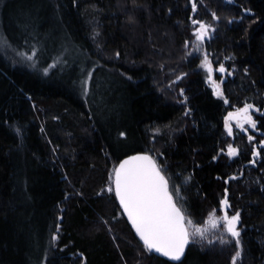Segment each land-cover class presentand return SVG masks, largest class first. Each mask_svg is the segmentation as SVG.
Masks as SVG:
<instances>
[{
	"label": "trees",
	"instance_id": "obj_1",
	"mask_svg": "<svg viewBox=\"0 0 264 264\" xmlns=\"http://www.w3.org/2000/svg\"><path fill=\"white\" fill-rule=\"evenodd\" d=\"M196 2L0 0L2 35L33 61L0 51V264H234L237 252L235 264H264L262 136L224 130L228 107L247 102L264 135V0ZM192 19L213 24L205 51L232 71L227 106L205 82ZM137 152L157 156L195 224L227 197L239 243L221 226L177 263L150 254L108 192Z\"/></svg>",
	"mask_w": 264,
	"mask_h": 264
},
{
	"label": "snow or ice",
	"instance_id": "obj_2",
	"mask_svg": "<svg viewBox=\"0 0 264 264\" xmlns=\"http://www.w3.org/2000/svg\"><path fill=\"white\" fill-rule=\"evenodd\" d=\"M191 6L193 11L197 9L196 0H191ZM212 15L214 19H219L215 13ZM192 24L194 26L198 25V27L193 28L196 41H203L208 35V29L211 28V25L196 19H192ZM3 42L8 43L6 40ZM28 58L31 59L32 57ZM201 64L207 70L208 80L212 82L216 94L221 95L220 85L213 78V67L207 53H205ZM219 71L221 73L225 72L223 64H220ZM45 72H47V69H45ZM177 79L179 80L180 77L178 76ZM181 92H183V89H181ZM254 107L255 105L245 102L242 108L228 113V116L225 117V128L228 130L229 135L232 134L230 120H236L239 127L245 131H247L244 127L245 124H249L253 128L256 127V121L249 111ZM120 135L125 134L121 132ZM249 139H252V137H249ZM261 143H264V141H261ZM227 149V155L230 157L235 156L238 152V149L232 144H229ZM223 151L221 149V152ZM256 154L253 153V155ZM112 183L120 206H122L136 233L143 241L144 247L149 251L154 249L165 257L180 261L185 253L186 245L190 241L194 240L196 236H199L202 240L206 238V229L186 217L184 210L178 206L174 197L178 195L180 188L173 185L170 191L169 178L165 176L156 160L147 152H137L120 160L119 165L113 169ZM108 191H113V187L109 186ZM220 203L222 215L217 216L215 210H213L209 213L206 224L213 229L222 226L227 234L237 238L236 243L238 244L240 232L237 225L240 221V213L236 211L234 214H228L229 202L227 197ZM56 238L54 234L53 239ZM224 242H226L225 239L221 237V243ZM239 255L240 253L237 252L233 256L234 264L236 257Z\"/></svg>",
	"mask_w": 264,
	"mask_h": 264
},
{
	"label": "rangeland",
	"instance_id": "obj_3",
	"mask_svg": "<svg viewBox=\"0 0 264 264\" xmlns=\"http://www.w3.org/2000/svg\"><path fill=\"white\" fill-rule=\"evenodd\" d=\"M207 24L211 25V28L208 29V35L205 37V39L203 41H196L195 35L193 33L194 36V48H195V53L199 55L200 58V69L202 70V73L204 75L205 78V82L208 86V88L211 90L212 95L217 98L220 99L224 102L225 106L229 105L227 103V100L225 99L224 93H223V85L227 82V80L231 77L232 75V71L229 70L228 68L225 67V72L221 73L219 71V66L220 64H218L217 66H215L214 62L212 61V59L210 58V56L207 54L209 61L211 62V65L213 67V78L216 80V82L220 85V90L222 92L221 95H217L216 94V89L214 88L213 84L211 81L208 80V72L207 70L203 67V65L201 64V61L204 59V55L206 53L205 51V43L206 41L210 40L213 33H214V28L212 27L213 24L206 22ZM195 27H198V25H196ZM5 40L4 36L2 35L1 31H0V51L2 54H5L6 57H8L9 59H13L15 63L17 64H21L24 65L26 67L32 68L33 67V61L32 58L29 59L28 57H32V55H24L23 53H18L17 51H14L13 48H11L8 44H5L3 41ZM242 108V107H241ZM257 109H259V111H252V109L250 110V113L252 115V118L256 121V127L253 128L251 127V125L249 124H245L244 127L247 129V131H245L244 129H241L238 125V123L233 122L232 120L229 121L231 127H232V134L229 135L228 130L225 128V118H224V130L226 132V135L231 137L232 139L236 138L237 136H243L246 137L248 139L249 142L254 143L256 140H259L258 137H261V141H264V135H262L258 130H257V116L260 115V108L256 107ZM238 108L237 107H228V111L226 112V116H228L229 112H235ZM249 137H252V139H249ZM264 144V143H262ZM154 156V159L157 161V156ZM117 167V166H116ZM162 168L164 169V167L162 166ZM165 170V169H164ZM113 186V190H114V184L112 183ZM109 192V191H108ZM222 201V200H221ZM219 209L221 210V203L219 205ZM228 210V209H227ZM222 213V211H221ZM217 214V216L222 215V214ZM229 214V212H228ZM230 215V214H229ZM209 219V216L206 218L205 222L201 225L202 227H204L206 229V238L211 239L212 237H216L219 238L220 235L218 236L217 232V228L213 229L211 228L208 224H206V221ZM227 236H230V234L225 233ZM205 238V239H206ZM197 239H201L199 236H196L195 238Z\"/></svg>",
	"mask_w": 264,
	"mask_h": 264
},
{
	"label": "water",
	"instance_id": "obj_4",
	"mask_svg": "<svg viewBox=\"0 0 264 264\" xmlns=\"http://www.w3.org/2000/svg\"><path fill=\"white\" fill-rule=\"evenodd\" d=\"M250 110H251V109H250ZM250 110H249V111H250ZM252 111H255V110L252 109ZM232 121H233V122H237L236 120H232ZM132 155H133V154H132ZM118 165H119V164H118ZM231 179H233V178H231ZM114 192H115V191H114ZM116 200H117V202H118V205H119V207H120V209H121V211H122V214H123L124 218L126 219L128 225L130 226V228L132 229V231L134 232V234H135V236L138 238V240L141 242V244L144 246L143 241L140 239L138 233H136L135 228L132 226L131 221H130V220L128 219V217H127V214L123 211L122 206H120V204H119V200H118L117 197H116ZM187 246H188V245H186L185 251H186V249H187ZM144 248H145V247H144ZM145 249H146V248H145ZM146 250H147L148 252H150V254H152L153 256H156V257H158V258H160V259H162V260H165V261H167V262H170V263H177V262H179V261L173 260V259L170 258V257H165L162 253H158V252H156L154 249L151 250V251H149L148 249H146ZM184 254H185V253H184ZM184 254L182 255L181 259L183 258ZM181 259H180V261H181Z\"/></svg>",
	"mask_w": 264,
	"mask_h": 264
},
{
	"label": "bare ground",
	"instance_id": "obj_5",
	"mask_svg": "<svg viewBox=\"0 0 264 264\" xmlns=\"http://www.w3.org/2000/svg\"><path fill=\"white\" fill-rule=\"evenodd\" d=\"M119 164V163H118ZM118 164H117V166H118Z\"/></svg>",
	"mask_w": 264,
	"mask_h": 264
},
{
	"label": "flooded vegetation",
	"instance_id": "obj_6",
	"mask_svg": "<svg viewBox=\"0 0 264 264\" xmlns=\"http://www.w3.org/2000/svg\"><path fill=\"white\" fill-rule=\"evenodd\" d=\"M237 123V122H236Z\"/></svg>",
	"mask_w": 264,
	"mask_h": 264
}]
</instances>
